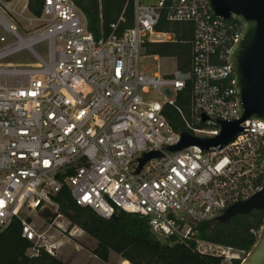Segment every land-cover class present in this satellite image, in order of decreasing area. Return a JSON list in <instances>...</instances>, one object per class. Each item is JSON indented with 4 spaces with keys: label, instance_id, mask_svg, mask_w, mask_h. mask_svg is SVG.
<instances>
[{
    "label": "built area",
    "instance_id": "obj_1",
    "mask_svg": "<svg viewBox=\"0 0 264 264\" xmlns=\"http://www.w3.org/2000/svg\"><path fill=\"white\" fill-rule=\"evenodd\" d=\"M143 1L134 0L132 28L120 35L112 25V33L97 40L73 0H43L40 16L29 0H0V42L7 46L0 60L28 50L37 62L34 69H0V78L19 81L0 84V233L18 219L23 237L34 244L30 256L40 247L57 256L60 244L38 235L29 215L53 209L57 229L71 237L85 233L53 200L66 185L79 206L105 219L121 211L137 214L159 238L193 242L202 255L241 264L250 251L201 240L197 228L262 190L264 123L244 122L243 133L224 147L170 152L182 131L165 112L191 83L189 115L178 108L183 131L211 138L220 133L219 120L241 118L229 54L242 27L234 18L215 17L206 0ZM164 12L169 22L194 25L190 72L177 67L149 74L140 67L147 43L174 41L156 31ZM7 36L16 41L8 44ZM41 43L45 59L33 49ZM153 152L162 157L139 171ZM261 231L253 233L259 238Z\"/></svg>",
    "mask_w": 264,
    "mask_h": 264
},
{
    "label": "trees",
    "instance_id": "obj_2",
    "mask_svg": "<svg viewBox=\"0 0 264 264\" xmlns=\"http://www.w3.org/2000/svg\"><path fill=\"white\" fill-rule=\"evenodd\" d=\"M73 1L86 15L89 30L97 40L108 37L113 31L112 25L118 26L117 34L120 35L134 26V0ZM171 1L166 0V3ZM42 4L43 0H29L30 11L40 16ZM156 31L173 35L174 41L147 43V56L175 58L179 70L190 72L194 25L169 22L164 12ZM190 107L191 83L179 94L177 106L166 108L167 119L176 131L187 129L178 108L189 115ZM53 200L58 205L59 213L70 221L71 226L79 227L97 242V246L90 251L106 264L112 252L130 264H222L220 258L197 252L193 242L187 245L175 238H159L151 231L149 221L145 217L121 211L118 212L116 220L105 219L91 208L79 206L66 185ZM262 227L264 210H254L247 215H236L227 223L202 224L197 228V237L204 241L251 251L258 239L253 231L258 233ZM22 228L21 221L15 219L7 230L0 233V264H67L57 256L50 255L44 247L38 248L37 255L30 256L28 250L33 248L34 244L23 237Z\"/></svg>",
    "mask_w": 264,
    "mask_h": 264
},
{
    "label": "water",
    "instance_id": "obj_3",
    "mask_svg": "<svg viewBox=\"0 0 264 264\" xmlns=\"http://www.w3.org/2000/svg\"><path fill=\"white\" fill-rule=\"evenodd\" d=\"M206 3L215 17L225 20L234 18L242 27V34L229 54L241 118L233 122L219 120L217 123L220 133L211 138L182 131L180 142L167 147L170 152L194 145L205 151L211 147H224L243 133L244 122L260 120L264 123V0H206ZM206 120L205 117L204 121ZM161 157L160 152L146 154L141 160L139 171L151 159ZM254 210H264V183L262 190L248 200L227 208L215 223H227L236 215H247ZM117 217L115 214L111 220H116ZM241 264H264V227L256 244Z\"/></svg>",
    "mask_w": 264,
    "mask_h": 264
},
{
    "label": "rangeland",
    "instance_id": "obj_4",
    "mask_svg": "<svg viewBox=\"0 0 264 264\" xmlns=\"http://www.w3.org/2000/svg\"><path fill=\"white\" fill-rule=\"evenodd\" d=\"M154 3L153 1L144 0L143 4L149 5ZM23 38H27L28 35L20 32ZM5 35L0 29V37ZM8 44L14 43L16 40L11 39L9 36ZM160 36L153 34H147L146 39H157ZM7 46L5 43L0 42V50L5 49ZM34 51L41 56L43 59L47 58V46L46 43H41L33 46ZM36 59L28 50H22L17 52L3 60H0V69H34L36 68ZM140 67L142 70H148L149 74L159 73L166 74L174 72L177 68V63L174 58H163L147 56V54L141 55ZM1 85L15 86L19 84L16 78L12 77H1ZM53 209L39 208L36 213H32L29 217L34 223V229L38 235H45L48 243H59L62 244L59 247V251L56 253L57 257L66 260L68 264H106L101 261L90 251L97 246V242L92 239L86 233L71 237L65 232L60 231L54 225L52 220L54 219ZM37 244H40L38 240ZM81 246V250H77V246ZM121 258L115 253L110 254V260H119Z\"/></svg>",
    "mask_w": 264,
    "mask_h": 264
},
{
    "label": "crops",
    "instance_id": "obj_5",
    "mask_svg": "<svg viewBox=\"0 0 264 264\" xmlns=\"http://www.w3.org/2000/svg\"><path fill=\"white\" fill-rule=\"evenodd\" d=\"M56 244H62L61 242H59V243H56ZM76 249L77 250H81L82 248H81V246L79 245V246H77L76 247ZM58 251H59V249H58ZM57 251V252H58ZM96 257V256H95ZM62 260V259H61ZM64 261V260H63ZM123 261H125V260H123L122 258H119V260H114L113 262H111V260H110V258H109V262L107 263V264H123ZM64 262H66L67 264H68V262L65 260Z\"/></svg>",
    "mask_w": 264,
    "mask_h": 264
},
{
    "label": "bare ground",
    "instance_id": "obj_6",
    "mask_svg": "<svg viewBox=\"0 0 264 264\" xmlns=\"http://www.w3.org/2000/svg\"><path fill=\"white\" fill-rule=\"evenodd\" d=\"M123 264H130V263H129L128 261L125 260V261H123Z\"/></svg>",
    "mask_w": 264,
    "mask_h": 264
}]
</instances>
